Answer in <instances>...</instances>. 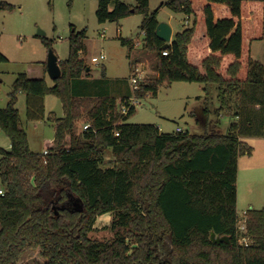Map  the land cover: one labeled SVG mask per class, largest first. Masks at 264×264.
Segmentation results:
<instances>
[{
	"label": "trees",
	"instance_id": "1",
	"mask_svg": "<svg viewBox=\"0 0 264 264\" xmlns=\"http://www.w3.org/2000/svg\"><path fill=\"white\" fill-rule=\"evenodd\" d=\"M164 5L191 22L166 49L150 0L98 1L100 23L144 15L142 47L154 53L156 74L140 82L136 96L156 95L177 81L216 84V113H233L237 121L227 133L205 134L165 133L155 124L128 122L136 108L123 113L122 105L132 86L117 98L105 87L111 82L105 66L102 79H90L83 57L87 28L73 25L69 56L59 60L62 75L49 83L47 62L41 63L39 76H18L8 105L0 107V131L11 142L9 150L0 148V264H20L35 249L41 258L32 264H264V208L246 211L245 233L237 210L239 159L252 154L243 139L264 135V66L251 50L253 41L264 39V1ZM15 8L0 0V12ZM119 38L136 48V40ZM43 42L53 49L52 40ZM6 61L0 32V62ZM139 62L132 60L131 70ZM22 93L33 121L45 119L47 95L62 100L64 116L49 115L55 135L46 144L48 154L30 147L18 108ZM210 113L202 118L206 124ZM80 122L89 128L84 124L79 131ZM108 150L112 160L106 159ZM106 214L113 216L114 238H92ZM213 232L229 241H214Z\"/></svg>",
	"mask_w": 264,
	"mask_h": 264
},
{
	"label": "rangeland",
	"instance_id": "2",
	"mask_svg": "<svg viewBox=\"0 0 264 264\" xmlns=\"http://www.w3.org/2000/svg\"><path fill=\"white\" fill-rule=\"evenodd\" d=\"M98 1L27 0L22 8L16 5L13 11L0 12L1 52L8 58V61L0 62V107L8 105L9 93L20 74L40 75L41 63L47 62L50 52L43 42L44 37L52 40L53 49L60 60L68 58L69 36L73 25L78 30L87 28V52L83 57L91 68L90 79L95 81L102 79L105 66L107 77L111 81L105 87L109 86V92L115 94L117 98L127 93L130 88L132 60L140 61L134 66L140 69L144 78L155 76L154 53H148L142 47L144 33L141 32L140 26L144 15L135 13L119 22L100 23L96 15ZM123 1L132 5L138 3V0ZM167 1L169 0H150L151 11H158L159 20L170 22L175 32L190 26L188 16L172 11L164 5ZM41 31L45 34H41ZM120 36L136 40V48L131 51L129 46L121 43ZM251 50L253 59L264 66V39L253 41ZM102 54H105V57ZM93 56L100 57L99 64L92 62ZM48 80L52 83L49 75ZM206 87L208 92L205 90ZM217 88L216 84L206 86L202 83L184 81L173 82L170 86L162 85L158 94H148L140 99L141 104L129 117L128 122L155 124L165 133H173L178 127L195 134L213 131L227 133L237 119L233 113L226 111L216 113L221 107ZM18 108L31 149L44 153L47 150L46 144L55 135L54 125L49 120L50 113L54 112L58 117L64 116L61 98L54 95L46 96V116L40 121H33L28 117L24 93L19 95ZM207 109L211 113L206 124L202 118ZM84 124L83 122L78 124L79 131ZM243 140L252 148V154L240 157V201L237 205L240 226L244 224L246 226L249 202L260 204L264 202V135L245 137ZM9 145L10 139L4 131H0V148L9 150ZM113 158L112 151H106V159ZM263 207L264 205L260 208ZM112 219L111 214L101 216L96 224V230L91 233L92 238L113 239L115 232L109 226ZM39 253L38 249L26 251L20 264H32L35 259L41 258Z\"/></svg>",
	"mask_w": 264,
	"mask_h": 264
},
{
	"label": "water",
	"instance_id": "3",
	"mask_svg": "<svg viewBox=\"0 0 264 264\" xmlns=\"http://www.w3.org/2000/svg\"><path fill=\"white\" fill-rule=\"evenodd\" d=\"M157 36L164 41L163 49L170 47L173 38V28L170 23L161 21L156 30ZM41 34H45L41 31ZM48 75L52 80L59 78L62 75V69L59 63V57L52 49L49 52L48 60ZM212 239L216 242L229 241L228 237H216V234L212 233Z\"/></svg>",
	"mask_w": 264,
	"mask_h": 264
},
{
	"label": "built area",
	"instance_id": "4",
	"mask_svg": "<svg viewBox=\"0 0 264 264\" xmlns=\"http://www.w3.org/2000/svg\"><path fill=\"white\" fill-rule=\"evenodd\" d=\"M164 54L167 55L168 52L164 51ZM102 56L105 57V54H102ZM92 62L96 63V64H99L100 63V57L99 56H93L92 57ZM143 79H144V77H143V74L141 73L140 69L138 67L134 66L133 67V71H132L131 76H130V83H131V86H132L133 95L127 100V102H125L122 105V112L123 113H128V111L132 107L137 108V106L141 104V100H140L141 98L136 96V91L138 90L140 82ZM89 126H90L89 124H85L84 125V130L88 129ZM177 131L178 132H182L183 129L181 127H178ZM116 134L119 135L118 132ZM44 154H48V149L45 150ZM0 193H4L2 189H0ZM239 229H240V231L242 233H245L246 232L245 224L242 225V226L239 225ZM241 237H242L241 240H240L241 243H247L249 241L248 237H246L244 235H242Z\"/></svg>",
	"mask_w": 264,
	"mask_h": 264
},
{
	"label": "crops",
	"instance_id": "5",
	"mask_svg": "<svg viewBox=\"0 0 264 264\" xmlns=\"http://www.w3.org/2000/svg\"><path fill=\"white\" fill-rule=\"evenodd\" d=\"M5 1H8V2H10V3H13V4H15V5H19V7H23L24 5H25V2L27 1V0H25V2H17V0H5ZM188 19H189V17H188ZM161 22V21H160ZM170 23V22H169ZM171 24V23H170ZM176 32L173 30V35L175 34ZM59 57V56H58ZM59 60H60V57H59ZM89 70H91V68H89ZM45 109H46V97H45ZM11 148V142H10V145H9V149ZM255 170V169H254ZM240 174H241V165H240V159H239V173H238V201H237V205H238V203H239V201H240ZM255 176V175H254ZM249 204H250V209L251 208H254V209H262V208H260V207H262L263 205H264V202H262L261 204L259 203V202H249ZM257 207H259V208H257ZM264 208V207H263Z\"/></svg>",
	"mask_w": 264,
	"mask_h": 264
}]
</instances>
